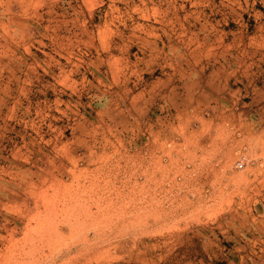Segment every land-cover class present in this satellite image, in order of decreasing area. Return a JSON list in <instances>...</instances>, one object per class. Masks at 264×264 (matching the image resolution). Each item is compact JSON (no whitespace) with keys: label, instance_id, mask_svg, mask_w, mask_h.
<instances>
[{"label":"rangeland","instance_id":"rangeland-1","mask_svg":"<svg viewBox=\"0 0 264 264\" xmlns=\"http://www.w3.org/2000/svg\"><path fill=\"white\" fill-rule=\"evenodd\" d=\"M263 25L264 0H0V264H256L264 142L217 122Z\"/></svg>","mask_w":264,"mask_h":264},{"label":"crops","instance_id":"crops-1","mask_svg":"<svg viewBox=\"0 0 264 264\" xmlns=\"http://www.w3.org/2000/svg\"><path fill=\"white\" fill-rule=\"evenodd\" d=\"M262 27L264 31V25ZM239 43L236 59L229 57L228 49L224 61V102L218 103L229 117L217 123L243 128L238 132L240 139L264 142V33L254 34ZM212 107L219 109V105ZM205 143H208L207 138ZM259 189H264V184ZM253 206L259 208V224L254 223L260 240L255 251L258 254L256 264H264V199L257 200Z\"/></svg>","mask_w":264,"mask_h":264},{"label":"built area","instance_id":"built-area-1","mask_svg":"<svg viewBox=\"0 0 264 264\" xmlns=\"http://www.w3.org/2000/svg\"><path fill=\"white\" fill-rule=\"evenodd\" d=\"M241 163H242V161H239V162H238V166L241 165Z\"/></svg>","mask_w":264,"mask_h":264}]
</instances>
